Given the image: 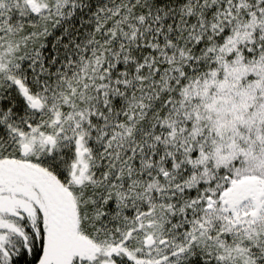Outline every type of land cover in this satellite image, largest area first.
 <instances>
[{"label":"snow or ice","instance_id":"1","mask_svg":"<svg viewBox=\"0 0 264 264\" xmlns=\"http://www.w3.org/2000/svg\"><path fill=\"white\" fill-rule=\"evenodd\" d=\"M0 264H264V0H0Z\"/></svg>","mask_w":264,"mask_h":264}]
</instances>
